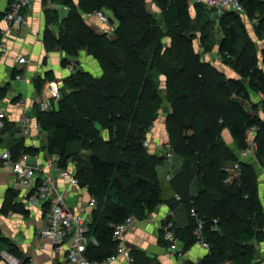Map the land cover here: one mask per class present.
<instances>
[{"label":"trees","instance_id":"1","mask_svg":"<svg viewBox=\"0 0 264 264\" xmlns=\"http://www.w3.org/2000/svg\"><path fill=\"white\" fill-rule=\"evenodd\" d=\"M55 1L68 6L70 12L59 22L58 35L46 30L45 44L49 50L59 47L67 55L77 56L80 50L86 48L89 53H92L98 59H100L98 51H109L116 55L125 54L127 59L135 61L140 66L139 72L134 76L122 77L123 79L118 83L123 84V87H112L110 85L120 79L123 71L122 68L116 65L114 60L109 59L106 64L103 62L105 66L109 65L111 68L110 74L112 76L109 77L111 79H107L108 74L98 78L90 72L77 70L63 80L59 109L52 105L51 110L43 111L39 106H36L37 121L41 130L45 133L46 144L43 148L49 154H57L62 167L67 166L70 161H75L81 186H87L91 195L96 198L97 204L92 210V221L89 224L90 230L87 235L95 238L97 244L89 243L86 255L91 260L100 261L116 252L117 244L113 239L114 228L127 217L135 215L139 220H144L163 203H169L172 210H177L174 207V199L172 200L174 202L165 199L162 192L158 167L163 158L143 146V138L147 134L145 126L148 124L137 126L133 123L136 118L143 114L140 109L141 105L136 104L138 101L137 96L140 97L141 95L138 94L137 86H151L153 84L150 72L148 74L146 71L151 68V65L148 64L151 55L149 49L152 46L149 28L146 24L138 28V35L144 43V47L140 48L138 45L129 44L123 39L121 35L123 26L118 27L115 31L116 37L111 38L106 33H98L92 27H87L82 17L83 13L88 14L95 10H103L102 8L107 6L113 12L115 19L123 24L129 19L130 15L134 16L137 13V8L140 10V7H142V10H144L140 11V17L147 18L149 12L146 11L144 5L142 6L143 0H79L78 4L74 0ZM240 1L246 10L247 17L253 18L257 14H264V0ZM157 2L163 5L162 11L166 16V20L174 25L175 33L181 35L182 30L179 20L190 16L189 0H157ZM194 9L197 16L200 17L205 16L207 10L215 11L200 3L194 4ZM5 13L6 11L0 12V21L4 18ZM50 14L51 18L55 20L57 17L56 12L51 11ZM218 16L217 25L221 32L219 42L222 60L228 65L236 66L240 63V73L242 76H248L247 82L250 84L251 89L264 90V47L258 53L249 50L252 45L246 44L245 50L248 49V53L245 58H242L245 50H240V30L246 27L242 15L227 11ZM202 28L206 29L205 25ZM83 37L86 38L85 41H83ZM82 43L85 46H82ZM240 58L242 60L239 61ZM154 59L155 57L153 58L154 65L157 63L160 67V60L156 62ZM63 63L67 64L69 60L65 58ZM196 63V68L189 74L191 78L185 80L188 89L172 96L173 104L194 107L195 100H192V96L198 95L202 106L213 117L220 118L224 115L231 117L233 115V117L227 119L224 127H228L233 136L234 151L225 143L213 124H210L208 120H205L208 122L201 124L202 133L207 141L205 145L212 150L215 146L221 144L225 149L226 156L221 160V164L227 162L229 164L238 160V150L246 146L247 133L252 128L257 129L256 139L259 144L257 155L259 158L262 145H264V118L250 113L243 102L231 97L222 100V102L216 99L212 101L208 97V88L211 83L209 79L210 67L205 62L197 61ZM182 64L183 66H181ZM165 66L168 67V64ZM184 66V62L181 60L175 67L171 66V68L177 70L174 77L178 81L182 80L181 75L186 68ZM196 69H198L197 74L193 77ZM212 69L218 74H223L215 66ZM17 74L18 71L14 70L13 76L15 77ZM46 79L54 80L55 76L48 72ZM43 82L42 79L36 80L35 84L39 93L42 91ZM196 82L197 84L192 86ZM227 82L229 81L227 80ZM227 82L222 80L217 82L219 91H224L229 87ZM243 84L237 81V90L248 96ZM82 93L94 96L92 106L97 109H102L103 105L109 100H114L119 108L111 109L109 111L111 114L104 113L103 117L97 112L86 116L82 114L71 115L77 108L78 98ZM210 101H212V105ZM162 104L163 99L157 87L151 88L148 110V112L153 111L151 113V123L157 119ZM112 105H114V102H112ZM123 105L126 107L124 111L120 109ZM109 106L111 105L108 104L107 109H109ZM175 115L174 109L167 114L169 117ZM194 116L195 112L188 110L187 117L193 120ZM101 120L104 123L102 128L107 129L111 135V138L105 141L101 139L100 134L97 135V132H100ZM192 120L190 122L185 120L188 125L181 127V131L178 130V134L189 143H192V141L188 139L189 134H187V131L190 128V131L194 132L195 130L193 131L191 128L197 126ZM124 121L127 122L126 129L125 124H123ZM167 130L173 151L179 152V145L173 135V128L167 127ZM9 149L12 150L15 157H18L23 152L36 154L42 148L26 146L20 140L13 148ZM185 155L191 161L184 163L183 170L180 171L177 179L172 181L174 189L177 182V185H180L178 193L181 194V201L186 197L189 188L188 182L190 180L187 176L192 173L194 166L198 168L199 161H201L199 163L200 168H202L201 172L206 169L209 171L218 169L217 159L212 155L198 160V158L201 159L204 156H199V150H196L195 146L191 147ZM195 161L197 164L194 163ZM253 163L252 160L241 163V179H244L247 175L252 179L254 182V201L260 202L257 184L259 175L255 166L252 165ZM225 167L223 166L221 173L218 172L217 177L211 173L215 179V181L213 180L214 184L216 183L215 187L214 184L207 187V189L199 187L197 195L191 196L190 200H185L188 207V223L185 226L178 227L175 217L170 216L169 220L173 221L174 231L185 251L190 250L198 243L199 237L196 230L199 221H203L202 237L209 243L210 248L209 253L200 259V264H258L254 258V251L250 246L254 241L263 242L264 237L259 227L258 215L253 216L252 208L246 203L252 198V193L245 194V181L235 180L232 183H227ZM183 188L184 191L181 190ZM6 195L8 198L14 197L17 192L9 189ZM232 203L238 204L241 208L232 207ZM4 208V212H7L9 208L17 210V206L14 204L11 206L6 205ZM192 209L196 210L197 218L191 215ZM163 236L164 231L161 226L160 241L170 246V243ZM0 240L10 243L7 238L2 237L1 230ZM132 253L135 264H158L154 262V259L139 260V257H141L140 251L133 250ZM185 264H193V262L187 261Z\"/></svg>","mask_w":264,"mask_h":264},{"label":"rangeland","instance_id":"2","mask_svg":"<svg viewBox=\"0 0 264 264\" xmlns=\"http://www.w3.org/2000/svg\"><path fill=\"white\" fill-rule=\"evenodd\" d=\"M141 1V0H140ZM144 8L146 9L147 12H149V15L146 17H140V11L142 10V7H140V10L137 8V15L134 14V16L129 17V19L123 23L120 24L117 19H115L113 12L107 7L104 6L102 9L103 11L110 16L111 18V24L110 26L114 28V31L118 27L123 26L122 33L121 35L123 36V39H125L129 44H134L138 45L140 48L144 47V43L142 41V38L139 37L138 35V28L140 26L146 24L147 27L149 28V32L151 34V48L149 51L151 52L150 58H149V66L151 65V68L146 70L150 76L151 80L153 81V84L151 86H137L138 89V94H141L140 97L137 96L136 99L138 101L136 104H140V109L143 112V114L134 120V124H137V126L144 124V125H150V126H145L146 129V136L143 138V146L145 148H148L150 151L152 150L153 146L151 145V139L153 138L151 134V127L155 125L156 127V133L161 135V129L163 127L167 129V127H172L173 128V135L176 137L179 145V152L178 151H173L172 147H165L163 148V154L165 155L163 160H161L160 164V176L164 178V176L172 173L170 170L169 172H164L163 167H166L168 165V162L166 161L167 159V153L171 152L172 157H180L183 160V164L186 161H191L189 160L185 153L191 149V147L195 146L196 150H199V156H204L198 158V160H202V158H206V156H214L217 159V164L218 169L215 171H209V170H203L201 172L199 163H198V168L197 166L193 167L192 173L188 174L189 178V188L187 189V195L184 198L183 201H179L177 199V196H175V193L170 191L169 188L161 187L162 192L164 196H167V198L172 201L174 199V207L178 210V212H182L184 216H187L188 213V207L186 206L185 200H190L191 196H193L194 192L192 190L191 183L196 184V188L199 189V187L206 188L211 187L212 184H214V177L211 175V173L217 175L222 172L223 166H227V163L221 164V160L226 156L225 149L221 144L215 146L214 149H209L205 144H206V138L202 133L201 129V124L208 122L210 124H213L216 127V130L219 135H221L225 141V143L230 147L232 151H234L235 144H234V139L233 136L229 130L228 127H224V123L227 122V119L233 117V115L230 116H221L220 118H215L212 115H210V112L206 110L202 104L199 101V96L198 95H193L192 100H195V106L190 107V106H184V105H174L172 102L171 97L177 95L180 92H184L188 89L186 88V79H190L191 75L190 72L196 68L197 61L199 62H205L209 65L210 70H209V79L211 80L210 86L208 88V97L213 101L216 99L219 102H222V100H227L229 97L233 99H237L240 102H243L245 108L248 109V111L252 114H257L259 117L264 118V90L262 91H256L251 89L250 84L247 82L248 76H242L240 73L241 70V64L238 63L236 66L234 65H228L224 63L222 60V55H221V47H220V35L221 32L218 29L217 22L219 20V16L217 13L213 10H207L205 11V16H197L196 11L194 9V6L190 5V16L189 17H184L179 20V25L182 30L181 35L176 34L174 31V25L170 24L166 20V16L162 11V6L157 2V0H143ZM136 12V11H135ZM244 23L246 27L242 28L240 30V50H245V45L249 44L252 45L250 46L251 49L249 50H254L257 51L258 53L261 52V49L264 47V14L260 15L257 14L253 18H249L247 16H243ZM85 24L87 27H92L93 24L98 25L99 22L95 19H85ZM205 25L206 29H203L202 26ZM100 28V27H99ZM144 28V27H143ZM87 29V28H86ZM121 29V28H120ZM59 34V31L57 32ZM56 34V35H57ZM86 37V36H85ZM83 37V41L86 40V38ZM116 37V32L113 33L111 38ZM82 46H85L82 43ZM209 49V50H208ZM97 53L99 58L98 59L96 56H94L92 53H89L86 48H83L80 50V53L77 56H69L67 58L69 62H73V64H76L75 71L81 70V71H87L90 72L93 76L95 77H102L105 74H108L106 77L107 79L110 76V70L111 68L109 65L105 66L107 60L111 59L114 60L116 65H118L120 68H122V74L120 76V79H117L118 81L113 82L110 84L112 87H123V84H119L118 82L121 81L123 76H134L137 72L140 70V66L138 63H135V61L131 59H127V57L124 55H116L113 54L112 52H103V51H98ZM242 53V52H241ZM248 53V49L244 51L243 57L245 58ZM82 55V57H81ZM85 59V63L80 61L79 58ZM155 57L154 60L156 62L160 60L161 66L159 67L156 63L154 65L155 61L153 62V58ZM75 58H78L75 60ZM184 62V67L185 71L182 73L181 78L182 80L178 81L177 78H175V73L177 70L175 68H171V66L175 67L179 61ZM242 60L241 58L239 61ZM105 62V64H103ZM172 62V63H170ZM168 64V67L165 66ZM80 66L81 68L77 67ZM183 66V64L181 65ZM222 68L223 74H218L213 71L212 67ZM180 67V65H179ZM198 69L194 70L193 77L197 74ZM146 72V74H147ZM233 76V77H231ZM146 78V76H144ZM219 80L227 82L229 84V87L224 90V91H219L217 88V82ZM242 82L244 83L243 86L245 90L248 93V96H245L243 92H238L236 82ZM196 83H193V85H196ZM159 90L160 96L163 99V104L162 107L158 113V117L154 122L151 121L152 117V112H148L149 110V92L151 88H155ZM244 90V91H245ZM192 91V90H191ZM192 93V92H191ZM87 93H82L79 95V101L77 108L71 113V115L75 114H82L83 116H86L90 113H98L100 116H102L104 113H109L111 109L119 108V106L115 103L114 100H109L108 102L103 105L102 109H97L94 106H92V99L94 98L93 95H86ZM212 101H210L212 105ZM112 102H114V105H112ZM108 104L109 109H107ZM123 104V103H119ZM52 105L55 106L56 109H59V100L57 102H52ZM40 106V105H39ZM51 106L48 108V110H51ZM125 105L120 109L123 111L125 110ZM175 110V116L169 117L167 114L171 112L172 110ZM188 110H193L195 112V116L192 119L187 117ZM45 111V110H43ZM47 111V110H46ZM185 115V116H184ZM209 118H208V117ZM103 117V116H102ZM185 118V119H184ZM185 120H188L189 122L192 120L197 126H193L191 130H195L194 132L189 130L187 131V134H189V140L192 141V143H189L188 141L184 140L179 134L178 130L181 131V127H186L188 125ZM208 120V121H205ZM100 132H97V135L101 136L102 140H107L111 138V135L107 129H103L104 123L101 120L100 121ZM168 124H167V123ZM107 123V121H106ZM132 123V125H133ZM109 124V123H108ZM125 124V129H126V124L127 122L124 121ZM150 127V128H149ZM124 128V126H123ZM139 128V127H138ZM144 128V131H145ZM142 130V129H141ZM184 130V129H183ZM148 131V132H147ZM185 132V130H184ZM264 134V133H263ZM191 136V137H190ZM257 130L251 132L247 138H257ZM187 138V137H186ZM247 143V141H246ZM163 145H166L163 143ZM198 153V152H197ZM252 162H254L252 165L255 166L257 174L260 176L263 174V167H264V145H262V152L261 156L258 155L256 158H251ZM198 162V161H197ZM196 163V161L194 162ZM197 164V163H196ZM163 166V167H162ZM216 167V166H215ZM182 170H183V165H182ZM206 172V173H204ZM219 172V173H218ZM185 177V176H184ZM241 177L237 180L239 182H244L245 181V194L247 193H252V198L247 201L246 203L252 208V214L253 216H257V219L260 223V229L261 232L263 233L264 237V175L262 177L257 178V184H258V197L260 202L254 201L255 194H254V182L252 179L247 175L245 176L244 179H241ZM214 180V181H213ZM183 181V179H182ZM181 182V181H180ZM178 183V182H177ZM175 185V192L178 193V189L180 190V185L178 184ZM216 186V183L214 184V187ZM184 191L185 189H181ZM247 200V199H245ZM232 207H238L241 208L238 204L232 203ZM175 211V210H174ZM252 245L250 246L253 251H254V258L255 261L258 264H264V241L263 242H252Z\"/></svg>","mask_w":264,"mask_h":264},{"label":"crops","instance_id":"3","mask_svg":"<svg viewBox=\"0 0 264 264\" xmlns=\"http://www.w3.org/2000/svg\"><path fill=\"white\" fill-rule=\"evenodd\" d=\"M74 1L77 4L79 2V0ZM9 2L10 0H0V12L8 9ZM51 11L57 14L55 20L51 18ZM69 12L70 8L68 6L55 0H34L27 12V23L21 27H12L10 30L8 36L9 54L0 56V113L5 116V127L0 137V147L13 148L20 140L26 146H39L42 149L37 160L43 166H46L49 153L43 148L46 139L37 121L36 106H39L40 102L48 96L47 84L51 80L46 79V74L50 72L55 76L54 80H58L63 85V80L72 74L69 64L73 63H63V60L69 58V55L61 48L55 47L51 50L47 48L45 32L49 30L57 34L59 22ZM82 17L84 20H97L99 24H93L92 26L98 33L107 32L108 26L101 23L97 18H91L85 13ZM56 20L58 21L57 24ZM6 28H9V25L2 19L0 21V31ZM81 57L79 58L80 61L85 63V59ZM77 67L81 68L78 65ZM217 69L223 72L220 66ZM14 70L18 71L15 77L13 76ZM18 75L21 78H17ZM37 79L44 80L40 93L35 84ZM20 100H24V103L21 104ZM24 111H27L33 117L30 137L19 135L21 132L20 121ZM151 129L150 135L153 137L151 139V145L153 146L151 152L164 157L163 148L172 147L168 130L163 127L161 129L162 134L159 135L156 133L155 125ZM163 143L166 145H163ZM166 161L168 165L166 167L162 166L163 171L167 169V171H164L165 173L169 172L168 170L172 173L162 178L160 176V166L158 167L162 187L166 189L170 187V191L175 193L177 199L180 200L181 194L175 192L172 181L176 180L178 174L182 171L183 160L180 157L167 156ZM46 171H49L55 177V187L65 194L68 205L74 211L84 214L89 225L92 221L93 210L90 206V199L93 196L88 187L81 186V184L71 186L66 180L58 177L57 170L53 168H48ZM262 175L258 177H262ZM191 186L194 191L192 192L193 195H197L196 184L193 183ZM9 189L16 191L17 195L8 198L6 194ZM32 193L31 190L22 187L15 181L10 166L0 165V230L2 237L7 238L10 242L0 240V264H11L10 256L16 257L22 262L32 258L34 264H54L66 258L67 242L57 250L51 240L41 235L40 231L45 224L44 212L39 206L30 202L29 198ZM164 197L169 200L167 196ZM12 204L17 206V210L9 208L7 212H4V207ZM173 210L169 203H163L144 220L137 222L126 233L127 243L133 250L140 251L141 257H139V260L146 258L149 260L154 259V262L158 264H185L187 261H200L209 253V249L196 244L182 258L170 256L171 247L160 241L162 221L173 212L178 227H183L188 223L187 216H184L178 210ZM92 239L93 237L90 236L88 245L89 243H95Z\"/></svg>","mask_w":264,"mask_h":264},{"label":"built area","instance_id":"4","mask_svg":"<svg viewBox=\"0 0 264 264\" xmlns=\"http://www.w3.org/2000/svg\"><path fill=\"white\" fill-rule=\"evenodd\" d=\"M34 0H10L8 9L4 15L3 20L9 25V28L0 31V56L9 54L8 36L12 27H21L28 21V10L31 8ZM200 3L214 9L218 15H222L227 11H233L237 14L246 16V10L240 0H189V4ZM89 17L97 18L101 23L108 26L106 34L111 37L114 28L110 26L111 18L103 10H95L87 14ZM72 73L75 72L76 64H69ZM21 78V76H17ZM62 84L58 80H51L47 84L48 96L40 102L41 110H48L52 107V102H57L61 98ZM23 104L24 100H20ZM33 117L27 111L23 112L20 124L21 137L31 136V127ZM5 127V116L0 113V137L3 134ZM257 130L252 128L248 131L247 137L253 131ZM45 136V133L42 131ZM246 146L238 150V160L227 164L225 172L227 175L226 182L232 183L239 179L242 175L241 163L243 161L256 158L259 144L257 139L246 138ZM37 148H40L37 146ZM30 154L28 152L21 153L15 157L12 150L9 148L0 147V165L10 166L15 181L22 187L31 190L33 193L30 196V202L39 206L44 212L45 224L40 233L43 237L52 241L55 248L58 250L63 245L68 243L66 258L63 261L54 264H135L133 256V248L126 241V233L140 220L131 215L127 217L122 223L115 226L113 232V239L117 244L116 252L108 256L104 260H91L86 255V249L89 241L87 235L90 228L86 222L84 214L74 211L67 203L66 196L55 187V177L48 171V168L57 170L58 177L66 180L71 186H79L80 180L77 176V164L75 161H70L67 166L62 167L59 163V156L57 154H49L46 166L38 162V155ZM168 157L172 156L171 152L167 153ZM42 174V176H40ZM264 175V167H263ZM97 201L95 197L90 199V206L94 209ZM191 215L198 217L195 209H192ZM174 217L171 212L162 221V228L164 231V239L170 243V256L171 257H184L187 251L179 243L176 233L173 228V221L169 217ZM216 222V221H215ZM203 221H199L196 234L199 237L197 244L202 245L204 248L209 249L210 245L202 237ZM97 243L96 239H92ZM11 264H34L32 258H28L22 262L16 257L10 256ZM193 264H200L199 261H194Z\"/></svg>","mask_w":264,"mask_h":264},{"label":"bare ground","instance_id":"5","mask_svg":"<svg viewBox=\"0 0 264 264\" xmlns=\"http://www.w3.org/2000/svg\"><path fill=\"white\" fill-rule=\"evenodd\" d=\"M6 252V251H5Z\"/></svg>","mask_w":264,"mask_h":264}]
</instances>
